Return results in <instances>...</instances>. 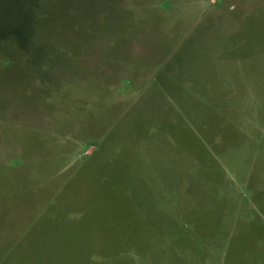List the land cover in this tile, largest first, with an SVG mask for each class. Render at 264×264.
Masks as SVG:
<instances>
[{
    "label": "rangeland",
    "instance_id": "374dc122",
    "mask_svg": "<svg viewBox=\"0 0 264 264\" xmlns=\"http://www.w3.org/2000/svg\"><path fill=\"white\" fill-rule=\"evenodd\" d=\"M259 197L264 0H0V264H264Z\"/></svg>",
    "mask_w": 264,
    "mask_h": 264
},
{
    "label": "crops",
    "instance_id": "0c3cea01",
    "mask_svg": "<svg viewBox=\"0 0 264 264\" xmlns=\"http://www.w3.org/2000/svg\"><path fill=\"white\" fill-rule=\"evenodd\" d=\"M221 42V41H220ZM219 49V48H218ZM217 57H213V59L214 60H218V59H220L221 58V56L220 55H216ZM198 93H199V95L197 94V96H200V90H196ZM184 92V91H183ZM183 92H181V98H182V93ZM188 93H189V90L187 91ZM185 93H186V91H185ZM184 93V96H183V98L185 99L186 98V96L188 97V95H186ZM191 96L190 97H192L191 99H194V102L192 101V102H190V104H191V106H192V108H193V111L191 112L190 110H192V109H184L185 110V114L187 115V117L189 118V120H190V114H192V115H198V117H205V115H210V116H207V117H212L214 120L215 119H217L216 121L217 122H225L226 120H227V122L229 121V122H233L232 121V119L231 118H228L227 116H223L219 111H218V113L215 111V108L218 110V108L216 107V106H219V105H217L216 103H211V104H207V103H205V102H202V104H203V110H201V114L199 113V111H200V106H199V104H197V99L198 98H196L194 95H193V92H192V90H191ZM178 95H180V94H178ZM184 101V100H183ZM191 101V100H190ZM181 109H182V107H181ZM188 112H189V115H188ZM194 113V114H193ZM200 114V115H199ZM136 157H138V156H136ZM129 164H130V166L133 168V166L136 168V170H137V172H138V174H137V177L138 176H140V177H142L143 178V176H141V173H144V172H149V170L148 169H146V170H144V171H142V170H140L136 165H138V162H136V160H135V158L132 156V158H131V162H129ZM157 170H153V172H156ZM150 172H152V171H150ZM153 176H154V173H153ZM144 179V178H143ZM259 200L257 201V205H255V207H254V204L253 203H251L250 204V206L252 207V212L250 213L251 214V216H254V215H256V216H259V217H262L263 219H264V202H263V197H259L258 198ZM258 206L261 208V210H262V212H263V214H262V212H259V211H257V209H258ZM263 221V220H262ZM264 222V221H263ZM255 235H260V238L262 237L263 239H264V228H261V229H259L257 232H255Z\"/></svg>",
    "mask_w": 264,
    "mask_h": 264
},
{
    "label": "trees",
    "instance_id": "16d2710c",
    "mask_svg": "<svg viewBox=\"0 0 264 264\" xmlns=\"http://www.w3.org/2000/svg\"><path fill=\"white\" fill-rule=\"evenodd\" d=\"M126 167H127L126 168V171L129 172V176L128 177L126 176L125 183H126L128 189H131L129 181H132V183L136 185V182L135 181L137 180L136 178H137L138 172H137L136 168H134V167L132 168L128 164H127ZM130 174H131V177L132 178L130 177Z\"/></svg>",
    "mask_w": 264,
    "mask_h": 264
}]
</instances>
